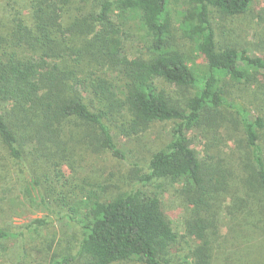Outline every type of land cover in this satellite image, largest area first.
<instances>
[{
    "label": "trees",
    "instance_id": "obj_1",
    "mask_svg": "<svg viewBox=\"0 0 264 264\" xmlns=\"http://www.w3.org/2000/svg\"><path fill=\"white\" fill-rule=\"evenodd\" d=\"M75 1L24 0L23 7L8 0L0 20V143L30 172L45 203L69 205L66 219L82 234L77 250H62L52 264H234V254L241 261L253 245L264 255V48L255 55L220 45L212 25L214 11L239 18L253 0L187 1L180 33L206 61L202 70L178 46L175 0H81L92 10L73 15ZM128 13L141 15L150 38L138 55L128 52L114 19ZM162 84L180 90L182 101ZM225 110L241 123L246 151L209 154L203 163L188 133L221 128L217 115ZM161 122L177 125L146 163L132 164L130 191L110 195L88 184L62 197L67 172L88 151L128 159L113 130L132 138ZM161 181L183 184L184 228L194 240L188 256L174 254L179 233L163 186L152 189ZM18 236L0 229V245Z\"/></svg>",
    "mask_w": 264,
    "mask_h": 264
},
{
    "label": "rangeland",
    "instance_id": "obj_2",
    "mask_svg": "<svg viewBox=\"0 0 264 264\" xmlns=\"http://www.w3.org/2000/svg\"><path fill=\"white\" fill-rule=\"evenodd\" d=\"M188 0H175L171 2L170 10L174 18V28L178 46L187 55L190 64L193 60L198 68L204 69L206 61L197 54L190 44L184 42L180 33L181 15L187 9ZM8 0H0V20H6ZM21 6L24 0H18ZM93 4L76 0L71 6L73 15H81L92 10ZM140 14L128 13L115 15L122 30V38L127 44V50L132 55L145 52L150 38L140 18ZM75 17V16H74ZM212 25L216 30L217 41L220 45L234 44L237 47L249 48L253 54H259L264 48V0H253L250 11L239 18H226L217 11L213 12ZM175 100L183 99L180 90L168 84L161 86ZM234 89V88H233ZM244 104V102H243ZM254 116L259 114L255 104H245ZM219 125H206L200 130L188 133L192 148L196 151L201 162L210 154H223L239 157L244 154L245 135L236 115L229 111H220L217 115ZM175 122H161L153 124L147 131L132 138H125L113 130L117 144L126 153L127 160L115 158L109 151L85 154V160L77 161L75 173L67 172L68 186L62 189V197L66 192L76 190L80 192L88 184L103 186L107 193L117 194L130 191L134 187L132 164L146 163L151 155L160 150L170 139ZM165 203L167 215L174 222L179 233V243L174 248L177 257L191 254L194 240L186 235L184 228L185 216L190 210L181 195L183 184H172L168 181L158 182ZM30 194H29V193ZM174 194L177 195L174 198ZM178 194H180V199ZM61 211V215H60ZM69 205L64 206L55 202H44V194L33 183V176L23 169V164L12 160L0 143V229L10 230L19 234L15 239L4 241L0 245V264H52L54 255L66 248H75L81 241L82 234L78 226L74 227L66 219ZM46 220L48 224L36 228L37 220ZM30 226V227H29ZM33 226V227H32ZM253 245L245 252L241 261L236 258L234 264H256L264 262V255ZM81 264V263H80Z\"/></svg>",
    "mask_w": 264,
    "mask_h": 264
}]
</instances>
